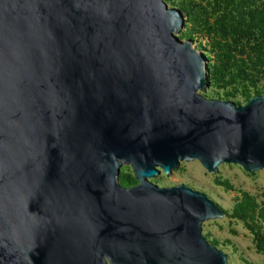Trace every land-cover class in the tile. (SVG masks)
<instances>
[{
	"label": "water",
	"instance_id": "water-1",
	"mask_svg": "<svg viewBox=\"0 0 264 264\" xmlns=\"http://www.w3.org/2000/svg\"><path fill=\"white\" fill-rule=\"evenodd\" d=\"M183 25L164 0H0V264H226L201 233L223 211L149 178L264 169V94L201 95Z\"/></svg>",
	"mask_w": 264,
	"mask_h": 264
},
{
	"label": "rangeland",
	"instance_id": "rangeland-1",
	"mask_svg": "<svg viewBox=\"0 0 264 264\" xmlns=\"http://www.w3.org/2000/svg\"><path fill=\"white\" fill-rule=\"evenodd\" d=\"M168 7L179 9L184 16L183 27L175 33L181 40H190L192 46L202 54L206 73L205 86L198 92L206 98L225 99L236 104H244L248 97L259 91L264 94V61L252 51L251 45L259 43L262 38H242L238 45L241 48L234 52L236 62L243 60L242 71L238 68L233 75L230 72L225 76L212 78L211 70L216 64V49L212 46V31L207 26L215 23L218 15L226 13L229 20L245 13L249 7L264 11V0H164ZM250 3H249V2ZM184 2L195 11L198 22L194 23L186 11L179 8ZM191 35V36H190ZM191 37V39L188 38ZM217 39L220 36H215ZM232 75V76H228ZM119 178L127 179L124 183ZM150 181L159 186H172L183 183L204 193L222 211L221 218L204 220L201 223V233L205 239L216 246L226 255V264H264V253L258 251L254 244L253 233L248 229L246 222L234 215L236 205L242 194L248 193L257 203L258 210L264 203V169L246 171L237 163L222 162L217 169L209 172L197 160L180 161L179 165L168 174L160 171ZM119 183L124 187H131L138 183L128 164H122L118 175ZM257 223L264 230V219L257 213L247 219Z\"/></svg>",
	"mask_w": 264,
	"mask_h": 264
},
{
	"label": "trees",
	"instance_id": "trees-1",
	"mask_svg": "<svg viewBox=\"0 0 264 264\" xmlns=\"http://www.w3.org/2000/svg\"><path fill=\"white\" fill-rule=\"evenodd\" d=\"M222 2H228L229 0H219ZM249 2V1H248ZM250 3V2H249ZM179 8L183 11H186L188 15L191 17V20L194 23H198V16L194 10L188 7L186 3L181 2L179 3ZM218 19L215 23H211L207 26V30L213 33L212 46L216 49V64L213 65V69L211 70V75L213 79H217L220 77L225 76V73L230 72L233 70L240 69L242 70V62H236L237 59L235 58L234 52L237 49L241 48L238 45V42L242 38H262L259 43H254L251 45L252 51L257 54V57L260 60L264 61V11L260 10L259 8H251L250 4L245 13L238 14V17L233 19L229 22L231 18H228L226 13L222 12L221 15H218ZM196 23V24H197ZM218 35L220 38L217 39L215 36ZM191 36V35H190ZM189 39L191 37L188 36ZM234 71H231L233 75ZM232 75H228L229 77ZM262 94L261 92H257L256 95ZM251 98V97H250ZM248 97V100L250 99ZM121 182H127V179L119 178ZM257 209V203L255 202L254 198H252L248 193H243L240 199V202L236 205L234 215L238 218L243 219L248 229L253 233L254 237V244L258 251L264 253V230L257 225V223L250 222L247 220L251 218L253 215L257 213V216L264 219V203L261 207ZM213 245V244H212Z\"/></svg>",
	"mask_w": 264,
	"mask_h": 264
}]
</instances>
